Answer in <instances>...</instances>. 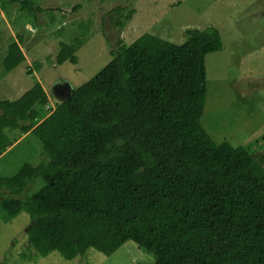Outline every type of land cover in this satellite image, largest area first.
Wrapping results in <instances>:
<instances>
[{
  "label": "trees",
  "instance_id": "obj_1",
  "mask_svg": "<svg viewBox=\"0 0 264 264\" xmlns=\"http://www.w3.org/2000/svg\"><path fill=\"white\" fill-rule=\"evenodd\" d=\"M15 5L36 21L46 10L0 0L7 14ZM126 10L109 14L123 20ZM22 44L5 50V74L26 61ZM222 45L213 27L188 30L181 44L145 33L114 47L112 61L66 100L53 104L40 82L0 99V158L16 132L35 136L46 156L0 173L2 221L31 219L26 246L35 255L22 252L23 260L57 252L71 261L90 250L110 257L132 241L153 264H264V164L202 125L206 56ZM66 62L79 59L61 43L57 64ZM37 180L44 185L21 199Z\"/></svg>",
  "mask_w": 264,
  "mask_h": 264
},
{
  "label": "rangeland",
  "instance_id": "obj_2",
  "mask_svg": "<svg viewBox=\"0 0 264 264\" xmlns=\"http://www.w3.org/2000/svg\"><path fill=\"white\" fill-rule=\"evenodd\" d=\"M43 13H21L16 5L8 14L0 8V99H19L40 82L55 104L54 87L76 89L112 61L111 51L129 45L145 33L181 44L191 29L216 28L222 50L206 56L207 98L202 125L217 143L246 146L264 164V0H34ZM126 7L121 20L109 13ZM60 9L53 11L48 9ZM48 10V11H47ZM125 21L120 28L118 21ZM23 41L26 61L11 73L3 72L8 45ZM61 43L75 47L79 62L59 66ZM17 140L0 158V173L16 174L26 163L46 160L32 134L14 133ZM13 136V134H12ZM44 185L27 186L21 199ZM2 192V191H1ZM5 196L0 194V201ZM31 219L26 212L4 223L0 213V264H153L154 256L134 242H126L108 257L90 250L68 261L57 252L36 262L23 260ZM22 235V236H21ZM21 236V237H20ZM35 255V254H34ZM30 258V257H29Z\"/></svg>",
  "mask_w": 264,
  "mask_h": 264
},
{
  "label": "water",
  "instance_id": "obj_3",
  "mask_svg": "<svg viewBox=\"0 0 264 264\" xmlns=\"http://www.w3.org/2000/svg\"><path fill=\"white\" fill-rule=\"evenodd\" d=\"M72 91H73L72 87L68 84L67 85L58 84L54 87L55 96H56V98H58L60 100L68 99L70 97V95L72 94ZM28 230H29V227L24 231V233L22 235L26 234L28 232Z\"/></svg>",
  "mask_w": 264,
  "mask_h": 264
},
{
  "label": "clouds",
  "instance_id": "obj_4",
  "mask_svg": "<svg viewBox=\"0 0 264 264\" xmlns=\"http://www.w3.org/2000/svg\"><path fill=\"white\" fill-rule=\"evenodd\" d=\"M58 100H60V99H58Z\"/></svg>",
  "mask_w": 264,
  "mask_h": 264
}]
</instances>
